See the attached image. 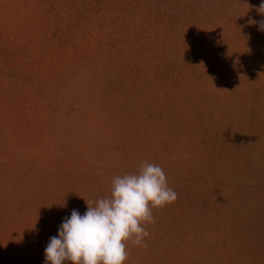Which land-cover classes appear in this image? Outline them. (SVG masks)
I'll list each match as a JSON object with an SVG mask.
<instances>
[{
  "label": "rangeland",
  "instance_id": "1",
  "mask_svg": "<svg viewBox=\"0 0 264 264\" xmlns=\"http://www.w3.org/2000/svg\"><path fill=\"white\" fill-rule=\"evenodd\" d=\"M261 2L0 0V264L143 162L177 199L125 264H264Z\"/></svg>",
  "mask_w": 264,
  "mask_h": 264
},
{
  "label": "clouds",
  "instance_id": "2",
  "mask_svg": "<svg viewBox=\"0 0 264 264\" xmlns=\"http://www.w3.org/2000/svg\"><path fill=\"white\" fill-rule=\"evenodd\" d=\"M257 10L264 14V0ZM259 26L264 30V20ZM176 199L157 164L143 162L136 172L114 176L110 195L86 201L83 215L73 210L65 218L44 250L45 264H125L129 242L146 247V225L155 223L152 210Z\"/></svg>",
  "mask_w": 264,
  "mask_h": 264
}]
</instances>
